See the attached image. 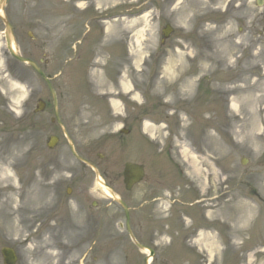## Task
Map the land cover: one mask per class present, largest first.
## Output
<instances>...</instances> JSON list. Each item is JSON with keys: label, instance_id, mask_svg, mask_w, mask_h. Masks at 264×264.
<instances>
[{"label": "rangeland", "instance_id": "374dc122", "mask_svg": "<svg viewBox=\"0 0 264 264\" xmlns=\"http://www.w3.org/2000/svg\"><path fill=\"white\" fill-rule=\"evenodd\" d=\"M256 1L9 0L5 7L25 41L17 43L19 51L45 59L58 93L59 115L74 143L93 145L100 131L108 130L97 125L94 96L112 91L105 96L119 92L124 99L134 98L127 99L129 105L145 103L147 132L155 146L171 141L183 175L174 182L178 186L165 183L166 171L174 175V167L163 156L148 159L151 181L158 183L132 188L129 205L137 208L142 200L171 191L186 201L197 200L205 217L222 226L210 224V231L196 242L204 253L212 251L213 264H264L260 246L264 245V0L260 5ZM87 11L97 17L91 19ZM165 24L173 33L161 44ZM74 28L76 36H67L74 45L65 49L64 38ZM2 29L0 23V164L11 178L0 180V201L7 197L12 201L8 212L0 211V248H14L16 264H130L126 258L130 256H138L135 264H142V255L130 240H121L122 212L106 207L111 199L97 189L91 175L73 185L91 189L86 197L90 199L79 203L82 210L72 202L67 218L56 213L59 198L67 200L66 185H59L58 192L51 184L47 163L62 159L56 166L66 170H74L76 164L61 133L60 146L46 150V138L57 129L48 122L52 113H30L39 98L49 100L48 90L25 65L13 63ZM78 60L80 68L94 60L88 65L87 92L77 88L71 72ZM117 72L121 73L116 77ZM197 78H202L199 85ZM129 84L135 90L126 94ZM76 127H81L80 135L73 133ZM135 138L132 134L130 145H139ZM139 156L137 161L144 158ZM242 158L247 160L244 164ZM28 194L30 204H25ZM90 201H98V209L91 208ZM88 209L99 214L95 256L88 252L86 236H78V228L87 225L81 217ZM184 222L191 225L187 217ZM135 223L134 230L139 231ZM80 242L83 249L78 255ZM47 251L52 257L40 261ZM159 252L154 264L164 253L162 247ZM207 256L200 263L206 264Z\"/></svg>", "mask_w": 264, "mask_h": 264}, {"label": "bare ground", "instance_id": "6f19581e", "mask_svg": "<svg viewBox=\"0 0 264 264\" xmlns=\"http://www.w3.org/2000/svg\"><path fill=\"white\" fill-rule=\"evenodd\" d=\"M10 178H11V176L9 175L8 169L5 166L0 164V180H9ZM103 189L105 191H107V193H108V190L106 188H103ZM11 201H12L11 197H7L6 199L1 200V202H0V210L8 212V208H9V206L11 204ZM23 203L30 204L29 194L23 200ZM50 257H52V255L49 254L48 252H45V253L42 254V256L40 258V261L49 260Z\"/></svg>", "mask_w": 264, "mask_h": 264}, {"label": "flooded vegetation", "instance_id": "af4514ba", "mask_svg": "<svg viewBox=\"0 0 264 264\" xmlns=\"http://www.w3.org/2000/svg\"><path fill=\"white\" fill-rule=\"evenodd\" d=\"M115 137L119 141V143L121 145H123L124 138H123L122 134L118 133ZM84 157H87V156H84ZM118 160H119V151H115L113 153L112 160L109 162V167H111V169H113V167H115V166L116 167L121 166L120 164H118ZM118 169H119V167H118ZM114 173H115V178H117L119 170L115 171ZM120 173H121V171H120ZM166 215H169L168 217H171V219H173V217H174V213L170 209L167 211ZM170 221H172V220H170Z\"/></svg>", "mask_w": 264, "mask_h": 264}, {"label": "water", "instance_id": "95a60500", "mask_svg": "<svg viewBox=\"0 0 264 264\" xmlns=\"http://www.w3.org/2000/svg\"><path fill=\"white\" fill-rule=\"evenodd\" d=\"M127 169L130 173L131 176H134V173L138 174L139 173V168L136 166H127Z\"/></svg>", "mask_w": 264, "mask_h": 264}]
</instances>
